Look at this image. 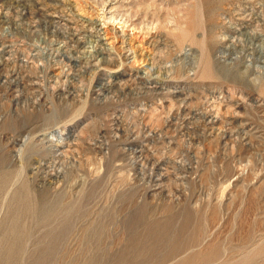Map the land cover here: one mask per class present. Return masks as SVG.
<instances>
[{"label":"rangeland","instance_id":"obj_1","mask_svg":"<svg viewBox=\"0 0 264 264\" xmlns=\"http://www.w3.org/2000/svg\"><path fill=\"white\" fill-rule=\"evenodd\" d=\"M0 264H264V0H0Z\"/></svg>","mask_w":264,"mask_h":264},{"label":"bare ground","instance_id":"obj_2","mask_svg":"<svg viewBox=\"0 0 264 264\" xmlns=\"http://www.w3.org/2000/svg\"><path fill=\"white\" fill-rule=\"evenodd\" d=\"M57 8V7H56ZM91 28V27H90ZM93 29V28H92ZM83 30V29H82ZM91 31V30H90ZM92 33L94 32L91 31ZM96 35L94 36V38L96 39L94 42L98 45H100L101 47V51H100V54H105L104 52L106 50H109L111 51V49L119 44L121 50H123L124 54H126V57L128 56L129 58L130 57H133V58H138V53H139V48L141 47L140 45H136V43H134V41L132 42V37L130 34H127V33H123L121 35H119V33H114V36H112L113 38H109L108 37V33L107 31H105L104 33L101 31V30H97L96 32ZM81 34V33H80ZM132 34V33H131ZM107 40H110V42L108 43ZM113 40V41H111ZM83 41V40H82ZM91 42V41H90ZM89 42V43H90ZM93 42V41H92ZM88 43V44H89ZM93 44V43H92ZM113 44V45H112ZM53 45V44H52ZM97 45H90L88 46V53L89 54H93V53H98L96 51V47ZM107 45H109L110 47H106ZM86 46V45H85ZM109 48V49H108ZM119 48V49H120ZM144 48V47H143ZM114 49V48H113ZM117 49V47H116ZM115 50V49H114ZM104 51V52H103ZM152 51V50H151ZM59 52V51H58ZM142 52V51H141ZM149 53V52H148ZM141 56V54H140ZM205 59V58H204ZM85 61V60H84ZM212 68V67H211ZM66 75V74H65ZM109 79V77H105V78H102V80H104V83L102 84L101 88H100V91L104 92V91H107L109 89H111L110 87H113L115 85H119L118 82H116L115 80H107ZM107 80V81H106ZM143 81L150 85L151 89L152 88H155V89H162L161 86H164L166 85V81L165 79H163L162 77H143ZM172 81V80H171ZM170 86V85H169ZM168 90V89H167ZM21 254V253H20Z\"/></svg>","mask_w":264,"mask_h":264}]
</instances>
